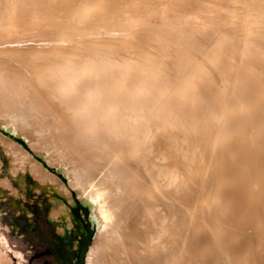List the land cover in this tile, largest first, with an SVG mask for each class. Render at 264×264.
<instances>
[{"label":"bare ground","instance_id":"6f19581e","mask_svg":"<svg viewBox=\"0 0 264 264\" xmlns=\"http://www.w3.org/2000/svg\"><path fill=\"white\" fill-rule=\"evenodd\" d=\"M0 144L81 264H264V0H0Z\"/></svg>","mask_w":264,"mask_h":264},{"label":"rangeland","instance_id":"374dc122","mask_svg":"<svg viewBox=\"0 0 264 264\" xmlns=\"http://www.w3.org/2000/svg\"><path fill=\"white\" fill-rule=\"evenodd\" d=\"M31 176L28 169L11 173L9 157L0 144V180L11 184L18 195L15 202L21 206L20 210L13 206L7 191L0 186V233L7 245L4 250L9 264H62L67 257L73 264H81L82 251L77 260L71 238L57 232L56 225L48 220L51 203L47 201V188L37 192V181ZM83 240L84 252L90 236L85 234Z\"/></svg>","mask_w":264,"mask_h":264},{"label":"trees","instance_id":"16d2710c","mask_svg":"<svg viewBox=\"0 0 264 264\" xmlns=\"http://www.w3.org/2000/svg\"><path fill=\"white\" fill-rule=\"evenodd\" d=\"M57 252L60 253V252H62V251L57 250ZM69 260H70V258L67 257V258H66V262H65V263L62 262V264H73V263H72L71 261H69Z\"/></svg>","mask_w":264,"mask_h":264}]
</instances>
